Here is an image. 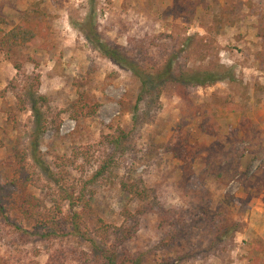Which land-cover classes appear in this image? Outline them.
I'll list each match as a JSON object with an SVG mask.
<instances>
[{
	"label": "rangeland",
	"instance_id": "obj_1",
	"mask_svg": "<svg viewBox=\"0 0 264 264\" xmlns=\"http://www.w3.org/2000/svg\"><path fill=\"white\" fill-rule=\"evenodd\" d=\"M38 2L51 17V34L0 51V183L17 148L26 155L28 193L48 207L58 203L65 216L81 207L64 199L81 192L91 207L86 221L98 213L117 227L127 210L146 213L143 206L152 205L129 222L138 232L125 244L144 264L264 258V28L254 15H264V0H0L2 32ZM94 31L155 72L173 59L175 74L206 70L231 80L186 88L184 97L170 84L141 95L130 71L87 39ZM86 94L99 108L77 122L70 107ZM32 101L47 127L38 139ZM124 182L138 184L146 203ZM16 218L0 215V264H48L52 257L97 264L98 253L70 230L45 240ZM114 236L96 239L113 246Z\"/></svg>",
	"mask_w": 264,
	"mask_h": 264
},
{
	"label": "trees",
	"instance_id": "obj_2",
	"mask_svg": "<svg viewBox=\"0 0 264 264\" xmlns=\"http://www.w3.org/2000/svg\"><path fill=\"white\" fill-rule=\"evenodd\" d=\"M42 5L43 2L34 4L23 14L21 23L9 32L4 33L0 29V51L2 53L10 54L15 49H22L31 45L37 38H47L51 34V17ZM248 6L250 9L254 8L251 1L248 2ZM261 14L259 12L254 13V15L260 16L259 25L261 28H264V15ZM4 22L3 19H0V25ZM86 37L93 42L106 58L130 71L141 84V95H144L153 87L160 91L163 86L170 84V88L174 87L179 92V95L184 97L185 95L183 96L182 92L185 93L186 88H206L223 82L226 79L231 80L226 73L221 74L206 70L201 72L183 71L180 74H175L173 59H170L164 68L155 72L156 68L149 69L142 67L139 61L136 60V55L133 51L124 52L119 47L103 43L99 38H96L95 31ZM262 38L264 39V35H262ZM43 102L46 103V99H43ZM31 104L32 112L37 122L36 136L38 139L45 134L47 127L41 119L42 115L37 108L38 103L32 101ZM19 105L20 112L27 110L26 103H22L21 101ZM70 108L73 118L79 122L82 118L91 119L96 116L99 105L94 96L86 94L79 97ZM221 111L218 109L220 116H224ZM210 116L216 117L214 112L212 115L208 114V117ZM9 120L11 121V117H9ZM12 152L14 160L5 165V182L0 183V215L3 218L11 215L15 218L17 217L16 219L22 223H31L33 229L45 240L52 241L57 238H63L68 229L72 237L86 240L89 243L90 249L94 253H98L97 264H144L141 258H134L130 255L125 249V244L131 241L138 232L137 223L131 227L129 222L137 219V214L143 216L152 212V205L143 206L144 210L148 209L146 213L139 210L136 213H132L127 210L123 215V225L117 227L106 223L98 213H92L91 219L86 221L84 214L91 207L90 202L85 201V193L81 192L78 196L67 195L64 199L71 202L72 208L81 207L79 211H74L71 216H65L62 207L58 203L55 202L53 206L48 207L43 200L28 193V176L25 175L24 179L21 178V174L25 170L26 155L17 148L12 149ZM34 161L38 164L41 163L37 152L36 154L34 153ZM101 174L102 172H100ZM122 187L130 195L142 201V204L146 203L148 196L139 191L140 187L138 184H127L124 182L122 183ZM110 232H113L117 241H120H118L117 245L108 246L103 240L96 239V237L104 239ZM119 248H123V251H119ZM263 252L264 248L262 249ZM254 261L255 264H263L264 258L255 257ZM48 264H58L57 259L50 258Z\"/></svg>",
	"mask_w": 264,
	"mask_h": 264
}]
</instances>
